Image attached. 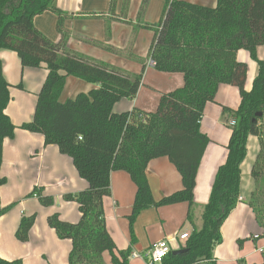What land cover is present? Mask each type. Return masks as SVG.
<instances>
[{"label":"trees","instance_id":"trees-1","mask_svg":"<svg viewBox=\"0 0 264 264\" xmlns=\"http://www.w3.org/2000/svg\"><path fill=\"white\" fill-rule=\"evenodd\" d=\"M129 1L123 0V6ZM162 1L163 11L156 27H144L153 30L148 57L156 71L182 75L183 85L162 93L153 112L133 108L115 113L117 103L136 96L142 74L131 76L66 50L65 14L56 8L55 0H0V50L16 53L22 69L44 66L47 71L36 95L33 118L20 129L42 135L44 146H56L87 183L85 190L63 196L64 201L77 205L78 222L62 221L57 213L47 217L58 239L70 241L68 264H105V252L111 264H129L131 250L118 251L106 229L103 200L110 195L113 172L127 173L135 185L128 216L132 243L133 224L146 209L186 203L187 221L192 223L196 175L210 143L200 131V123L206 106L215 102L222 85L237 88L240 96L235 110L222 107V123L230 130L226 160L211 183L200 229L188 234L179 247L185 252L174 256L170 253L158 264L212 261L215 247L222 243L220 229L241 202L240 167L247 155L249 136L257 138L258 152L249 174L254 187L248 205L264 238V60L256 56V49L264 46V0H216L215 7L182 0ZM116 3L110 0V14L115 12ZM45 12L57 16V43L34 26V18ZM241 50L248 52L257 66L249 90L248 67L236 58ZM67 77L96 88L61 102ZM11 87L3 77L0 61V171L4 140L13 139L16 129L6 114ZM16 88L22 90L23 86L19 83ZM158 158H167L173 164L182 188L155 201L146 168ZM5 184L6 178L0 176V188ZM29 197L38 199L43 207L53 204L52 197L43 195L40 187H34ZM10 208L0 206V217ZM35 221V214L21 217L15 232L17 241L27 242ZM0 264L23 262L0 258Z\"/></svg>","mask_w":264,"mask_h":264},{"label":"crops","instance_id":"crops-1","mask_svg":"<svg viewBox=\"0 0 264 264\" xmlns=\"http://www.w3.org/2000/svg\"><path fill=\"white\" fill-rule=\"evenodd\" d=\"M182 1L210 7L216 5V0ZM109 5L110 0H55L56 8L65 14L63 20V29L67 37L65 49L117 68L114 62L118 59L117 57L126 58L128 56L127 59L131 61L135 57L129 53L130 47L132 50L137 49L141 43L142 50L146 49L149 52L153 35L149 29L144 27L156 25L164 4L162 0H146L145 3L142 0H130L127 6H123V0H117L116 10L113 14L109 13ZM34 26L51 41L55 43L60 41V35L56 28L57 16L52 12L36 16ZM143 37L146 41H141ZM148 52L146 60L136 66L138 70L134 68L136 72H127L132 76L142 74V84L136 96L133 99H123L117 103L114 106L115 113L130 111L133 108L151 112L158 104L162 93L171 92L183 85L182 75L161 73L150 66ZM256 56L259 60H264V46L256 49ZM236 58L248 67L246 89L249 90L257 74L256 63L251 60L248 52L243 50L237 53ZM0 61L3 77L12 86L10 88L11 100L7 106L6 114L16 127L14 138L4 140L0 174L3 173L4 166H6L9 171L17 176H24L26 179L28 176L32 177L37 174L35 171L37 164L39 173L47 177L46 181L58 183L65 194L85 190L87 183L78 177L68 157L61 155L56 146H44L42 135L20 129L22 124L33 118L34 111L30 115L26 110V107L29 109L30 106L25 102L30 104L26 100L32 99V109H35L36 95L47 75L45 67L22 69L16 53L7 50H0ZM19 83L23 86L22 90L16 88ZM69 85L71 90L77 88L84 93L96 88L95 85L67 77L61 96ZM78 93L81 94V92H76L75 97ZM239 103L238 89L222 85L218 89L215 102L208 104L204 110L200 131L209 138L210 143L206 147L196 175L192 223L187 221L188 205L186 203L149 208L142 211L133 224L135 241L132 243L128 216L135 196V185L127 173L122 171L111 173L110 195L103 200L106 229L118 251L130 249L132 254L138 255L136 258L130 256L129 264H146L145 255L155 243L162 240H166L170 244L171 252L178 250L183 244L178 240L180 234H190L194 229H200L201 215L208 202L211 183L218 167L225 162L227 155L225 148L230 137V130L222 123V107L235 110ZM255 139V141L250 139V143L251 145L256 144V152H252L250 157L247 153L240 167L241 202L223 223L220 229L222 243L215 247L213 259L209 263L238 264L239 261H243L246 264H263L264 262V238L260 236L261 230L248 205L250 193L254 187L249 174L258 152V140L256 137ZM146 179L155 201L182 188L180 175L167 158L152 160L146 168ZM39 183L48 182L39 180ZM37 184L33 188L42 187L44 189L43 186ZM44 194H46L45 190ZM74 205V211L70 205H62L61 214L58 213L62 221L78 222L80 214L77 205ZM5 215L1 217L3 218ZM17 223L18 218L14 225L16 226ZM32 234L33 231L30 236ZM58 240L50 259H55L57 264H68V254L66 253L70 251V241ZM2 249L3 247L0 246L1 258L8 261L15 260L4 256ZM260 249L262 251H259ZM105 254L108 253L105 252L102 255L104 263L111 264L110 255ZM60 256H62L61 259Z\"/></svg>","mask_w":264,"mask_h":264},{"label":"rangeland","instance_id":"rangeland-1","mask_svg":"<svg viewBox=\"0 0 264 264\" xmlns=\"http://www.w3.org/2000/svg\"><path fill=\"white\" fill-rule=\"evenodd\" d=\"M158 21H156V25ZM150 33L151 35H153V30H150ZM141 41H146V39L143 37ZM140 44L138 45L137 49L135 48L132 50V48L130 47L131 51L129 53L135 55L132 61L130 59H127L129 58L128 56H126V58L117 57L118 59H116L114 62L119 70L125 73L136 72L134 71V68L137 69L136 66H138L139 63H142L143 60H146L148 51L146 49L145 51L142 50V45ZM112 57L115 58L114 56ZM134 62L136 65L134 64ZM76 92L84 93L77 88L71 90L69 85L66 89V92L63 94V96H61V102L66 100L67 98L74 99ZM26 101L30 102V104L28 102H25V104L30 106L29 109L28 107H26V110L31 115V113L34 111V109H32V99H27ZM156 108L157 105L154 107L153 111H155ZM248 138L249 142L247 139V153L250 157L252 155V152H256V144L251 145L250 139H254V141L256 139L253 136H249ZM37 168L38 166L36 164L35 171L37 174L32 175V177L28 176L26 179H24V176H17V174L9 171L6 166H4L3 173L0 174L1 177L6 178V184L0 188V206L1 208H5L11 205L10 210L3 218L1 217L0 219V246L3 247L2 250H4V256L10 259H21L23 261V264H57L55 263V259L51 260L50 258L53 251L56 249L55 243H57L58 237L55 231L48 226L47 217L55 213L61 214L60 210L62 209V205H70L74 211L75 203H66V201L63 200V196L65 193L62 191L58 183H53L50 180L46 181L47 177H45L42 173H39L40 170L38 171ZM39 180L48 183H39ZM36 184L44 187V189L40 187L43 189V195L52 197L53 204L51 206L43 207L40 205L38 199H36L35 197H29L33 186ZM44 190L46 194H44ZM34 214L36 216V221L30 230L31 232L33 231V234L30 236L31 232H29L28 240L25 243L17 241L15 232L18 228L20 217ZM17 218L18 223L15 226L14 224L15 222H17ZM68 252L66 254H69ZM61 258L62 256H60V259Z\"/></svg>","mask_w":264,"mask_h":264},{"label":"built area","instance_id":"built-area-1","mask_svg":"<svg viewBox=\"0 0 264 264\" xmlns=\"http://www.w3.org/2000/svg\"><path fill=\"white\" fill-rule=\"evenodd\" d=\"M150 66L154 67V62L150 60ZM188 238L187 233H182L178 236V240L184 242ZM257 238V236H255ZM259 251H262L260 249ZM171 253L170 244L166 240L159 241L155 243L147 252L144 259L146 264H158L160 263L165 257H167ZM132 258L138 257L136 254L131 255Z\"/></svg>","mask_w":264,"mask_h":264},{"label":"water","instance_id":"water-1","mask_svg":"<svg viewBox=\"0 0 264 264\" xmlns=\"http://www.w3.org/2000/svg\"><path fill=\"white\" fill-rule=\"evenodd\" d=\"M184 252H185V250L178 249V250L172 251L171 254L174 256V255H180V254H182Z\"/></svg>","mask_w":264,"mask_h":264}]
</instances>
